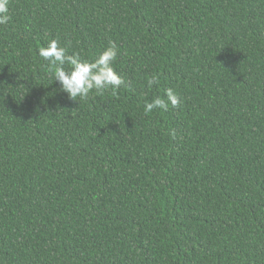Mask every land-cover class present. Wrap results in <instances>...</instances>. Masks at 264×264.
I'll use <instances>...</instances> for the list:
<instances>
[{
	"label": "trees",
	"instance_id": "obj_1",
	"mask_svg": "<svg viewBox=\"0 0 264 264\" xmlns=\"http://www.w3.org/2000/svg\"><path fill=\"white\" fill-rule=\"evenodd\" d=\"M9 15L0 264H264V0H9ZM52 39L84 60L115 41L125 83L71 99L39 55ZM168 88L180 104L146 114Z\"/></svg>",
	"mask_w": 264,
	"mask_h": 264
},
{
	"label": "clouds",
	"instance_id": "obj_2",
	"mask_svg": "<svg viewBox=\"0 0 264 264\" xmlns=\"http://www.w3.org/2000/svg\"><path fill=\"white\" fill-rule=\"evenodd\" d=\"M11 17L9 15V0H0V25H7ZM118 45L115 41H109L108 46L93 60L81 59L79 54H67V49L60 46L59 41L52 39L45 47L39 49V55L48 62L49 72L54 76V81L60 85V90L77 100L87 99L95 90L97 94L109 88L119 89L125 83L124 77L113 67V62L118 56ZM68 65L69 67H65ZM158 77L148 81L149 87L158 83ZM166 99L154 98L144 105L146 114L155 109L168 110L169 103L176 107L180 104V96L172 89L165 91Z\"/></svg>",
	"mask_w": 264,
	"mask_h": 264
}]
</instances>
